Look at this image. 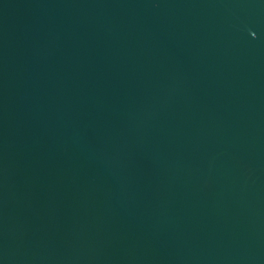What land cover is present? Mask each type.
Here are the masks:
<instances>
[{
  "label": "water",
  "instance_id": "95a60500",
  "mask_svg": "<svg viewBox=\"0 0 264 264\" xmlns=\"http://www.w3.org/2000/svg\"><path fill=\"white\" fill-rule=\"evenodd\" d=\"M0 264H264V0H0Z\"/></svg>",
  "mask_w": 264,
  "mask_h": 264
}]
</instances>
